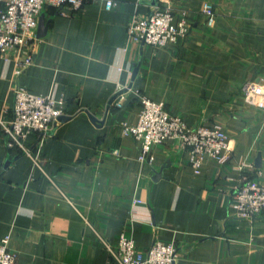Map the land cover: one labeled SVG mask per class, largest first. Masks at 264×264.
<instances>
[{
  "label": "crops",
  "instance_id": "crops-1",
  "mask_svg": "<svg viewBox=\"0 0 264 264\" xmlns=\"http://www.w3.org/2000/svg\"><path fill=\"white\" fill-rule=\"evenodd\" d=\"M106 1L79 11L48 5L46 35L20 76L0 56L1 118L11 116L16 86L62 101L69 118L47 137L41 169L0 129V240L9 236L19 264H107L97 234L114 245L125 236L142 251L175 245L183 264H264V218L239 220L231 207L244 176L264 184V111L242 93L246 82H264V0H171L189 32L164 48L128 35L151 0H113L111 10ZM120 88L118 108L109 102ZM142 96L188 127L221 124L229 161L206 157L196 170L176 140L155 146L152 164L140 161L124 126L138 123Z\"/></svg>",
  "mask_w": 264,
  "mask_h": 264
},
{
  "label": "built area",
  "instance_id": "built-area-1",
  "mask_svg": "<svg viewBox=\"0 0 264 264\" xmlns=\"http://www.w3.org/2000/svg\"><path fill=\"white\" fill-rule=\"evenodd\" d=\"M90 1L5 0V8L0 13V56L13 63L14 75L20 76L33 63L31 46L37 40L39 17L48 5L79 11ZM115 5L113 0L105 2L107 10ZM174 11L171 0H158L147 15L133 16L128 26L129 38L155 48L174 44L189 32L186 13L181 12L178 18ZM202 13L208 25L212 26L216 20L215 8L206 3ZM242 93L247 105L264 111V82L248 81L243 85ZM13 94L15 103L11 116L8 119L0 117V129L10 138V146L18 147L41 169L39 155L63 115V102L51 95L32 94L20 86L13 88ZM124 101L125 95L121 93L114 106L120 108ZM141 108L138 123L124 126V133L140 143V161L152 164L153 148L169 140H176L182 149L189 152L190 163L196 170L206 157L215 158L222 164L229 161L231 139L221 124L188 127L180 116L172 115L165 104L145 96L141 97ZM30 136H35L32 148L25 144ZM245 167L248 166L243 165L241 170ZM231 207L236 219L264 218V184L244 176L234 188ZM97 235L108 254L107 264H183L175 245L157 242L142 251L125 236H121L114 245ZM0 264H19L17 255L9 248V236L0 240Z\"/></svg>",
  "mask_w": 264,
  "mask_h": 264
},
{
  "label": "water",
  "instance_id": "water-1",
  "mask_svg": "<svg viewBox=\"0 0 264 264\" xmlns=\"http://www.w3.org/2000/svg\"><path fill=\"white\" fill-rule=\"evenodd\" d=\"M152 6H156L158 4V0H151L150 1ZM48 29V20H46L45 18V14H41L39 17V22H38V30H37V38H42L46 35ZM137 73V68L134 70V74L133 77L136 75ZM125 90H121L120 92H117L110 100L109 104H112L114 102V100L117 98V96L121 93H124ZM69 118L65 117V116H61L59 118V122H65L67 121ZM95 122H98L95 118H92Z\"/></svg>",
  "mask_w": 264,
  "mask_h": 264
}]
</instances>
